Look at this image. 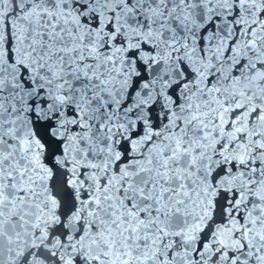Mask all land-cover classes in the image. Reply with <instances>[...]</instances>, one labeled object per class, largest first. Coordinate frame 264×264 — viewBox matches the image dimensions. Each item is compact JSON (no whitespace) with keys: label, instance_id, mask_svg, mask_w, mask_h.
I'll list each match as a JSON object with an SVG mask.
<instances>
[{"label":"snow or ice","instance_id":"obj_1","mask_svg":"<svg viewBox=\"0 0 264 264\" xmlns=\"http://www.w3.org/2000/svg\"><path fill=\"white\" fill-rule=\"evenodd\" d=\"M0 264H264V0H0Z\"/></svg>","mask_w":264,"mask_h":264}]
</instances>
